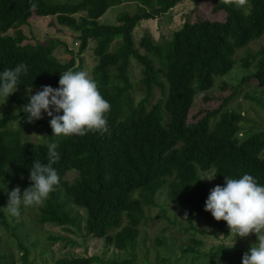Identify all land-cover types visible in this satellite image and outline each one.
<instances>
[{"label":"trees","instance_id":"1","mask_svg":"<svg viewBox=\"0 0 264 264\" xmlns=\"http://www.w3.org/2000/svg\"><path fill=\"white\" fill-rule=\"evenodd\" d=\"M183 1L0 0V70L25 65L28 71L21 74L18 88L58 87L65 70H85L82 56L94 43L90 77L110 105L109 132L54 137L49 118L39 122L46 125L45 143L24 139L28 119L23 111L0 116V189L14 181L22 193L30 184L31 163H47L48 145L56 143L59 159L51 166L60 183L38 211H32L33 221L40 228L65 227L67 233L81 236L83 243L88 238L103 242L101 255L89 256L85 250L53 264H136L134 250L142 227L150 221L147 211L158 207L160 197L172 208H181V216L173 219L163 209L166 229L175 227V237L187 236L185 241L176 239L180 256L162 257V264H241L249 249L241 243H220L200 251L204 243L195 237L200 233L195 220L229 235L225 221H216L204 211L210 188L201 179L203 174H216V185H223V175L238 178L246 172L264 184V128L240 107L227 108L245 86H251L243 97L258 108L254 114L264 115V44L256 52L248 50L251 43L264 40V0H246L242 6H237V0H215L214 11L226 15L223 21H186L170 40L156 43L145 33L136 42L134 31L142 21L157 19ZM123 4H136L137 9L121 12L115 24L100 21L110 8ZM34 18H50L53 26L70 30L78 50H69L58 39L27 42L23 27ZM59 45L69 54L66 62L54 54ZM239 51L246 52L239 56ZM134 64L140 69L136 81ZM238 67L248 73L241 81L222 80ZM219 80L221 89L231 93L219 108L191 119L196 98L203 95L204 102L210 101L208 93ZM155 91L161 97L152 103ZM13 121L20 126H11ZM70 172L76 175L73 181L67 179ZM6 201V192L0 190V207ZM74 208L84 211V217ZM21 226L0 209V227L17 240L20 264H35L15 233ZM47 238L57 241L62 236ZM155 243L169 249L165 237H157ZM32 245L39 247L35 241ZM110 248L127 257L106 259ZM0 264L19 263L14 253L0 252Z\"/></svg>","mask_w":264,"mask_h":264},{"label":"rangeland","instance_id":"2","mask_svg":"<svg viewBox=\"0 0 264 264\" xmlns=\"http://www.w3.org/2000/svg\"><path fill=\"white\" fill-rule=\"evenodd\" d=\"M214 3L215 0H200L199 2L197 0H184L173 9L169 10L165 15L160 16L157 19L142 21L134 31L135 40L137 42L141 36H143V34L147 33L152 37L153 40H155L156 43H161L163 41L170 40L173 33L180 29L186 21H190L191 23L198 20L223 21L226 18L225 13L223 11L215 12ZM136 9V4H123L121 6L112 7L100 19V21L106 24H115L117 22V17L121 12L133 13L136 11ZM51 22L52 21L50 18L32 19L29 26L23 27V31L28 38L27 42L35 43L37 41L45 42L48 39H58L61 42H64L69 50L77 51L78 45L74 43L72 32L67 28L61 29L59 26H53ZM263 44L264 40L261 39L257 42L251 43L248 50L256 52ZM93 47L94 43H90L86 53L82 56L85 65L84 71L87 72L89 76L93 66L95 65V58L92 50ZM245 52L246 51H239V56H243ZM54 54L61 62H66L69 57L66 47L63 45H59L54 51ZM132 68L134 76L133 81H136L140 77V69L136 64H134ZM246 74H248L246 71L238 67L235 68L228 77L222 80L231 81L236 84L237 82L241 81L243 76ZM222 80L217 82L215 89L209 91L208 94L212 95V99L210 101L204 102L203 95H200L196 98L190 113L191 119L195 115L200 117L205 114V111H211L220 107L223 99L231 93V91L228 89H221ZM249 87L245 86L243 93L245 90H249ZM30 91L32 94H35L36 92L34 90ZM28 93L29 89L17 88L14 93L8 96L7 100L3 104H0V116H16L21 113L23 104L19 103L18 101L23 100L25 103H27ZM243 93H238L233 98V100H231V103L227 108L238 109L240 107L241 111L245 112L246 114L248 113V116L252 117L262 126V128H264V115L260 112L254 114V110L258 111V108H255L250 104L249 101L245 100ZM135 97L137 100H139L141 98L140 92L137 91L135 93ZM160 97V92L155 91L152 103L157 102ZM49 118L50 117L47 115H43L39 120H34L32 122L28 121L27 130L24 132V139L33 143L47 142L48 137L46 125L39 122L40 120H47ZM11 126H20V122L17 123L13 121ZM206 175H212V173H205L203 174V177ZM75 176V173L70 172L67 175V179L69 181H73ZM204 180L208 182L210 190L216 186L214 179ZM9 185L10 186L5 188L7 191H11L12 188L17 187V183H14V181H10ZM157 203L158 207L147 211L150 221L142 227L138 245L134 250L137 262L136 264H162V257H179L180 252L179 249H177L179 244L176 239L179 238L182 241H185L187 238L186 235H176L175 237L173 234L174 232H177V228L171 227L170 229H166L167 219L163 217V209L166 211L167 217L173 219L175 217L181 216V208L176 210L173 207V209L170 205H168L164 197H160L157 200ZM21 210V214L18 218L11 217L8 213L7 214L11 219H14V222H16L18 226L22 223L21 228L15 233H17V235L19 234V238L29 249L30 259L35 264H53L55 260L63 257L82 255L85 253V250H87L89 256L101 255L105 249L101 240L88 238L87 240L89 242L83 243V238L81 236L67 233L66 230H64L65 227H56L54 225H46L44 228L38 227L33 221L34 213L32 212L33 210L34 212L38 211V206L24 207ZM74 211L77 212L82 218L85 215L84 211L77 208H74ZM152 220L156 221L152 222ZM195 226L200 230V233L196 234L195 237L202 240L204 243V246L200 248V251H208L213 246H216L220 243L228 245L241 243L247 247H250L252 244L257 242V237L252 233H250L249 236L245 238H235L231 233L226 236L219 229L210 228L209 226L205 225V223H201L199 220H195ZM83 228L84 223L82 222L81 230ZM179 228H181L180 225ZM72 229L74 231L76 230L75 228ZM49 234L62 236V238L58 239L57 241H52L47 238ZM157 237H165L170 250L159 248L155 243ZM34 241L37 242L39 247L32 245V242ZM70 241L74 242L75 245L72 246ZM16 243L17 240L14 239L11 232L5 230L3 227H0V252L14 253L15 262L20 264L21 252L16 249ZM175 246L177 247L175 248ZM40 249L45 250L44 254H41ZM112 256L117 258L127 257L126 254L110 248L105 258H111Z\"/></svg>","mask_w":264,"mask_h":264},{"label":"clouds","instance_id":"3","mask_svg":"<svg viewBox=\"0 0 264 264\" xmlns=\"http://www.w3.org/2000/svg\"><path fill=\"white\" fill-rule=\"evenodd\" d=\"M245 3L246 0H237V6ZM27 71L23 64L0 70V104L17 90L21 85V74ZM30 90L28 102L22 105L21 110L29 122L39 120L43 115L50 117L48 123L52 136L82 137L89 132L101 135L109 132L106 114L110 105L87 72L65 70L59 77L58 87L43 85L35 94ZM56 148V143L48 145L47 163L38 160L31 163L30 184L22 193L19 187L11 191L0 189L7 195L6 204L0 209L18 218L22 208L40 206L47 200L60 183L57 171L51 166L59 159ZM215 176L206 175L201 179L212 180ZM223 176V185H216L210 190L204 211L209 212L216 221H225L229 233L235 238L255 234L257 242L243 254L241 264H264V184L258 183L255 177L246 172L238 178Z\"/></svg>","mask_w":264,"mask_h":264}]
</instances>
